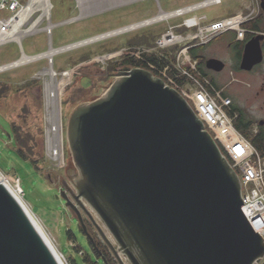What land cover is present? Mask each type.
Wrapping results in <instances>:
<instances>
[{
  "label": "water",
  "instance_id": "95a60500",
  "mask_svg": "<svg viewBox=\"0 0 264 264\" xmlns=\"http://www.w3.org/2000/svg\"><path fill=\"white\" fill-rule=\"evenodd\" d=\"M260 51L253 37L241 70L252 71ZM67 140L79 172L69 177L73 187L64 180L61 196L118 264H126L121 252L130 264H264V237L243 208L240 177L189 102L150 71L125 68L104 95L78 105ZM0 264H63L1 180Z\"/></svg>",
  "mask_w": 264,
  "mask_h": 264
},
{
  "label": "rangeland",
  "instance_id": "374dc122",
  "mask_svg": "<svg viewBox=\"0 0 264 264\" xmlns=\"http://www.w3.org/2000/svg\"><path fill=\"white\" fill-rule=\"evenodd\" d=\"M29 1L23 0L24 5L27 6ZM205 1L50 0L52 23L56 25L51 39L43 30L47 26L46 21L35 28L34 23L40 13L30 5V10L24 16L25 24L22 23L17 31L18 38L0 45V67L20 60L24 54L42 56L31 63L0 72V82L10 86V91L7 93L5 90L6 93L0 96V176L24 199L64 256L65 264H86L85 256L94 255L90 245L92 242L81 231L76 213L61 196L64 180L72 186L69 176L76 179L75 175L79 172L67 140V124L71 113L78 105L92 102L107 92L119 73H109L108 66L118 61L121 54L131 47L129 42L132 39L147 37L159 46L158 42L169 33L180 38L171 40V44L163 47L149 48L147 44L131 47L136 54L146 52L160 55V51L166 49L170 56H173L176 47L178 50L175 52L174 64L179 76L177 59L183 50L208 41L205 48L198 52L200 60H194L198 65L223 44L241 40L235 37L236 32L233 30L219 35L210 32L203 34L201 30L219 21L244 16L251 8H255V0H219L216 4L196 6L195 11L185 15L173 13L177 9ZM166 15L170 17L166 18ZM191 16L201 20L202 28L188 29L183 26L185 19ZM239 19L242 18L233 21L238 23ZM142 22L145 23L139 28L124 29ZM242 27L244 29V25ZM120 29L123 31L118 33ZM102 35L105 37L101 38ZM197 35L200 37L196 38ZM51 41L52 49L58 52L53 57H43L51 49ZM222 57L234 63L231 53L223 52ZM239 77L252 89L248 92L250 96L247 103L254 122L250 132L253 136L259 133L264 139V124L260 125L264 122V95H256L262 80L254 73H240ZM57 119H60L62 126L63 155L60 165L49 157L48 143L51 128ZM9 120L20 125L23 135L29 138V145L34 149V154H28L29 161L17 153L19 145L15 138H9V133L13 134L8 125ZM32 159L38 160L36 165L39 169L32 164ZM87 207L110 241L118 247L98 214L89 205ZM84 219L97 245V240L102 239L91 221L85 216ZM120 256L126 264H130L122 252Z\"/></svg>",
  "mask_w": 264,
  "mask_h": 264
},
{
  "label": "built area",
  "instance_id": "2783aa9c",
  "mask_svg": "<svg viewBox=\"0 0 264 264\" xmlns=\"http://www.w3.org/2000/svg\"><path fill=\"white\" fill-rule=\"evenodd\" d=\"M29 2L32 3L33 9L40 13L34 23L35 28L46 21L47 26L44 27L43 30L51 39L56 25L52 23V6L50 0H30ZM206 5L207 0L199 5H191L177 9L173 13H180V15L177 16H181L195 11L197 8L194 9V7L196 6ZM26 8L27 6L24 5L23 0H0V45L14 40L12 36L14 31L19 27L18 21L24 23L21 18ZM237 17L242 18L238 23L233 21ZM237 17L213 23L203 28L201 32L203 34L205 32H210L219 35L223 32L233 30L237 33V37L242 40L244 35L248 32L242 27L246 19L243 15ZM145 22L131 25L126 28L135 27L136 29ZM68 23L71 22L68 21ZM183 26L188 29L197 27L202 28L201 20H199L197 16H191L185 19ZM211 26L213 28H211ZM122 30L123 29H120L119 31ZM169 36L174 37L175 35L173 33L165 35L163 39L158 42V47L171 44L172 41L169 39ZM198 37L200 36L197 35L196 38ZM203 37L204 35H202V38ZM207 42L208 41L200 44H206ZM193 46L194 45L183 50L177 59L179 72L187 79V82L178 92L192 106L197 117L204 124V129L210 133L222 154L225 156L226 153L232 160L231 165L242 181V197L245 201L243 208L254 230L264 237V157L260 155L252 142L237 130L234 124V118L227 110V101L218 97L208 80L198 71L197 62L191 58L188 52V49ZM50 48H54L52 41ZM22 58L13 63H19ZM36 58H38V56ZM18 66L20 65L15 67ZM7 69L8 68L4 67L0 69V72ZM168 69L169 67L165 68V74ZM61 130L62 126L60 124V119H57L51 128L48 141L49 157L57 165L61 164L63 155Z\"/></svg>",
  "mask_w": 264,
  "mask_h": 264
},
{
  "label": "trees",
  "instance_id": "16d2710c",
  "mask_svg": "<svg viewBox=\"0 0 264 264\" xmlns=\"http://www.w3.org/2000/svg\"><path fill=\"white\" fill-rule=\"evenodd\" d=\"M24 3V2H23ZM245 30L253 31L254 27L249 24H243ZM235 37H237V33L235 34ZM251 37V33H248L247 40ZM147 44L149 48L152 47H158L156 42L153 40L147 39V37H140L139 39H132L129 42V46L136 47V46H142ZM205 45L201 44L198 48H190L189 54L193 60H200V56L198 55V52L202 50ZM129 47L127 50H125L118 61L112 62L108 66V72L114 73V72H120L125 68H140L145 69L147 71H150L153 73L155 77L161 78L165 83L170 86L171 88L180 91L181 87L187 82L186 77H183L182 75L179 76V73L177 72L175 68V61H176V51L178 50L176 47L173 49V56H170V53L167 52L166 49L160 51V55L156 53H139ZM172 57V58H171ZM169 67L168 71L165 74V68ZM198 69L201 72L203 76H206L205 72L200 68V63L198 64ZM32 83V82H31ZM3 85V87H2ZM0 96L3 95L4 91L8 93L10 91V86L7 84H3L0 82ZM5 92V93H6ZM4 93V94H5ZM1 99V98H0ZM10 121V120H9ZM10 129L13 131V134L11 135L9 133V138H15V141L19 145V149L17 150V153L21 158L24 160L29 161L28 154H34V149L32 146L29 145V138L26 137V135H23V130H21L20 125H18L15 121H10L8 123ZM254 125V122L250 123L249 130H244L241 127L236 126L237 130L248 140H250L253 144V146L256 148V150L260 153L261 156L264 157V139L260 137V134L257 133L256 135H252L250 132L252 127ZM226 158L229 160L230 163H232V160L230 157L225 153ZM32 164L39 169L38 165L36 163L38 162L37 159H32ZM238 171V170H237ZM25 192V191H24ZM26 195V194H25ZM81 231L85 232L84 229L81 227ZM91 249L94 253V255H86L84 258V262L86 264H118L109 251L108 247L101 241L97 240V245L95 246L93 243H90ZM104 258V259H103ZM105 260V261H104Z\"/></svg>",
  "mask_w": 264,
  "mask_h": 264
},
{
  "label": "flooded vegetation",
  "instance_id": "af4514ba",
  "mask_svg": "<svg viewBox=\"0 0 264 264\" xmlns=\"http://www.w3.org/2000/svg\"><path fill=\"white\" fill-rule=\"evenodd\" d=\"M255 8H251L246 16L244 24H249L254 27L253 31H248L242 40H233L218 47V51H215L207 58H204L200 62V68L205 72L204 76L209 84L214 88L215 93L220 99L227 101V110L234 118V124L241 127L244 130H249L250 123L253 122L251 111L249 110L247 103L249 102L251 85L246 86V82L240 79V73H254L262 80L261 85L256 89V95H264V0H255ZM248 33H251V37L248 38ZM260 38L261 47V61L258 63L252 71L241 70V61L243 58L245 45L253 38ZM206 46V44H203ZM194 48H198L199 45L195 44ZM192 47V48H193ZM203 49L205 47H202ZM223 52L232 54L234 63H230L225 57H222ZM210 59H217L224 62V69L217 71L213 68H209L207 63ZM70 177V176H69Z\"/></svg>",
  "mask_w": 264,
  "mask_h": 264
},
{
  "label": "bare ground",
  "instance_id": "6f19581e",
  "mask_svg": "<svg viewBox=\"0 0 264 264\" xmlns=\"http://www.w3.org/2000/svg\"><path fill=\"white\" fill-rule=\"evenodd\" d=\"M219 0H207V5L209 4H216L218 3ZM30 5H32L31 2H29V4L27 5V8H26V11L24 13V15L22 16V20H25L24 16L25 14L28 13V11L30 10ZM199 7V6H198ZM167 14V13H166ZM177 14V13H176ZM171 15H174V14H171ZM167 17H170V15H166V18ZM163 18V15L162 17ZM241 19H239L240 21ZM18 25L19 27L14 31V34L12 36V39H17L18 36V29L22 26V22L18 21ZM132 28V27H131ZM133 29V28H132ZM123 31V30H122ZM118 33H121L118 32ZM103 38V37H101ZM169 39H171L172 41H175V40H181L180 38H176V36H169ZM58 52V50H55V49H50L49 52H47L46 54H43V57H53L56 53ZM42 56H38V58L36 57H32V56H27V55H24V57L22 58V60L19 62V63H12L10 65H7V66H4L5 68H14L15 66L17 65H23V64H26V63H31V61H35L36 59H40ZM35 59V60H34ZM4 67H1L0 69L4 68ZM7 69V70H8ZM0 180L7 186V188L12 192V194L21 202L22 206L24 207V209L26 210V212L28 213L34 227L37 229V231L42 235V237L44 238V240L50 245V247L55 251V253L60 257V259L62 260L63 264H65V261H64V256L60 253V251L58 250V248L55 246V244L52 242V240L50 239V237L48 236V234L46 233V231L42 228V226L40 225V223L38 222V220L36 219L34 213L31 211V209L27 206V204L25 203L24 199L18 194V192H16L12 187L11 185L5 181L4 179L1 178L0 176ZM87 235V234H86Z\"/></svg>",
  "mask_w": 264,
  "mask_h": 264
},
{
  "label": "crops",
  "instance_id": "0c3cea01",
  "mask_svg": "<svg viewBox=\"0 0 264 264\" xmlns=\"http://www.w3.org/2000/svg\"><path fill=\"white\" fill-rule=\"evenodd\" d=\"M79 7H80V10H81V6H79ZM237 18H241V17H237ZM237 18H236V19H237Z\"/></svg>",
  "mask_w": 264,
  "mask_h": 264
}]
</instances>
